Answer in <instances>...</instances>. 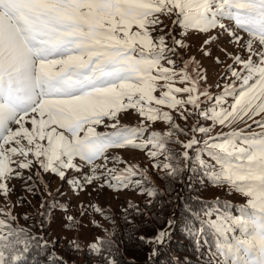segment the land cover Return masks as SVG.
<instances>
[{
    "label": "snow or ice",
    "instance_id": "obj_1",
    "mask_svg": "<svg viewBox=\"0 0 264 264\" xmlns=\"http://www.w3.org/2000/svg\"><path fill=\"white\" fill-rule=\"evenodd\" d=\"M189 173L245 202L181 216ZM63 185L118 207L68 214ZM161 256L264 264V0H0V264Z\"/></svg>",
    "mask_w": 264,
    "mask_h": 264
},
{
    "label": "rangeland",
    "instance_id": "obj_2",
    "mask_svg": "<svg viewBox=\"0 0 264 264\" xmlns=\"http://www.w3.org/2000/svg\"><path fill=\"white\" fill-rule=\"evenodd\" d=\"M167 23L170 24V21H166ZM209 62L205 61V64L207 65ZM214 74V70L210 69V75ZM158 95V93H157ZM138 118L135 114L129 115L126 119L122 120V123H128V124H136L138 123ZM157 129H161L164 128V124L163 123H158L156 125ZM99 131H103V128L98 129ZM219 129H217L218 131ZM258 130V129H257ZM112 151L113 154H123L125 159H128L129 162L131 163H141V161H145L146 157L144 156V153L138 151V150H110ZM45 179L52 180L51 183V187L53 189H55L57 187V185L59 184V181L50 177V175L46 174L45 175ZM188 184V185H187ZM178 187H181V185H177ZM183 186H187L189 187V189L191 188L194 192H197V194L205 199V200H209V201H213L215 202V198L219 197L220 200L222 201H229V203L231 204V206H236L239 204H242L245 202L244 198L238 194L232 193L229 194L227 191L217 188L215 186H212L210 184H207L206 182H204V178L199 174V176H192V173H189V176L187 174V177L185 179V182L183 184ZM63 191L64 193H66L67 195L65 197H60L57 196L56 199L60 200L63 203H68L69 205V212L68 214H73L75 215L77 213V205L80 204L81 202L87 204V202L89 200H92L94 202H98L101 205L107 203H110L112 205L113 208L118 207V202L117 201H113L110 200L109 198L105 197V198H97L95 196V194L88 196L84 193H81L79 196L74 195L68 188L67 185H63ZM13 199H15V197H13ZM33 204H38L39 201L36 199L32 200ZM231 211L235 212V207H231L230 209ZM34 214V213H33ZM63 213L60 211H56L54 213V216L56 217L55 222L51 225V237L52 239L56 238V236H64V235H71V233H65L62 230L61 224H62V217ZM97 219H100L99 217H96ZM21 223H23V221H21ZM107 226V225H105ZM177 231H179V229H177ZM63 241L61 242V246L58 247V251L61 252V254H64L65 250L63 248Z\"/></svg>",
    "mask_w": 264,
    "mask_h": 264
},
{
    "label": "trees",
    "instance_id": "obj_3",
    "mask_svg": "<svg viewBox=\"0 0 264 264\" xmlns=\"http://www.w3.org/2000/svg\"><path fill=\"white\" fill-rule=\"evenodd\" d=\"M195 175L196 177L199 176V173L197 174H192V176ZM189 176V174H188ZM188 185V184H187ZM177 191L180 193L179 199L175 202L176 205V211L182 216L184 209L188 206H192L195 208H200L202 206V204L198 201V198L205 200L203 198H201L197 192H194L191 188L189 189V187L187 186H181L178 187L177 186ZM211 204H213L214 207H219L221 211L225 210L226 208H229V206L231 205L229 203V201H222L220 200L219 205H216L215 202L213 201H209V200H205ZM172 212V206H168L167 207V212L166 215H170ZM209 240L212 239L211 236L208 237ZM173 246H174V251L178 252V253H189L191 254L192 249L190 244H187L182 236V232L179 230L177 231V238L173 241ZM41 254L39 249L33 248L32 253H30L29 255H33V254ZM198 259V257H197ZM157 264H170L167 256H161L158 258L157 260Z\"/></svg>",
    "mask_w": 264,
    "mask_h": 264
}]
</instances>
